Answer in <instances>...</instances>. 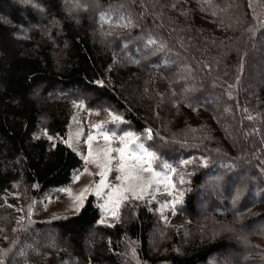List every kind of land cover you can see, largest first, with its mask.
<instances>
[{
	"label": "trees",
	"instance_id": "1",
	"mask_svg": "<svg viewBox=\"0 0 264 264\" xmlns=\"http://www.w3.org/2000/svg\"><path fill=\"white\" fill-rule=\"evenodd\" d=\"M257 51L264 0H0V264H227L234 251L264 264ZM77 103L114 113L101 131L132 133L156 170L174 168L182 223L135 196L106 223L94 194L78 213L34 217L84 167L64 142Z\"/></svg>",
	"mask_w": 264,
	"mask_h": 264
},
{
	"label": "rangeland",
	"instance_id": "2",
	"mask_svg": "<svg viewBox=\"0 0 264 264\" xmlns=\"http://www.w3.org/2000/svg\"><path fill=\"white\" fill-rule=\"evenodd\" d=\"M76 7L80 6L78 4L77 6H72V10H76ZM32 27H36V25ZM23 33L24 38H27L26 32L23 31ZM253 56L255 60L251 65V75L260 83L264 84V52L257 51ZM37 93L41 94V91ZM54 95L59 96L60 93L56 92ZM89 96L91 98L94 97L92 94H89ZM116 118L117 116L114 113L103 115L95 109L86 108L84 103L76 104L75 112L69 123L68 136L64 142L82 157L84 167L76 173L74 181L69 186L45 196L46 211L44 214H35V218H54L78 213L83 208L89 196L94 194L100 198L99 204L102 209L101 220L106 223H113L117 220L120 206L125 200L120 195V192L127 184L122 185L121 180L117 179V177L122 176L121 171L118 170L121 158L120 154L114 150L124 148L125 144L128 145V151L131 155H128V153L125 154L124 162L126 166L134 163L135 156L142 155L145 150H149L138 142L133 135L131 137L124 136L115 140L112 139L111 135L100 130V126L103 123ZM35 137L46 138L51 146H54L60 140L59 137L49 135L43 129L38 130ZM89 137H92V139L90 140ZM133 140L136 141L135 145L132 144ZM109 160H111L110 163H108ZM151 168L152 172L142 173L144 177L143 181L136 182L138 185L137 191L140 188H146V191L142 193V197L151 199L161 198L162 201L159 209L163 217L166 220L178 224L182 223L184 217L176 213L174 206L177 201L180 202L184 199V193L175 185L173 178L174 168L167 164L165 169L156 170L153 161H151ZM101 173H104V175H101ZM155 173L159 175L156 176L154 175ZM102 180L103 183H101ZM149 182H151L150 186H148ZM105 184L107 187L104 186ZM123 195H126L127 198L134 197L130 192H124ZM169 210L170 212L168 214ZM263 227L264 223L254 226L255 229ZM54 236L60 237V235L54 233V235H49L48 240H51ZM95 236V234L88 235L86 238L88 246L91 245V241ZM156 236L157 233L155 230L151 233V243L157 241ZM240 255V251L230 253L226 257V263H236Z\"/></svg>",
	"mask_w": 264,
	"mask_h": 264
},
{
	"label": "snow or ice",
	"instance_id": "3",
	"mask_svg": "<svg viewBox=\"0 0 264 264\" xmlns=\"http://www.w3.org/2000/svg\"><path fill=\"white\" fill-rule=\"evenodd\" d=\"M129 23H130V21H129ZM154 42L155 41H150V43H154ZM149 133H150V130H149ZM132 135H133L132 133L127 134L128 137H131ZM89 139L91 140L92 137H89ZM105 139H107V137H105ZM132 144L135 145L136 141L133 140ZM114 151L118 152L120 154V158H121V163L119 165L118 170L121 171L122 176L117 177V179L121 180L122 185L127 184L126 187H123V190L120 192V195L122 196L123 199H127V196L123 195V193L124 192H130L136 198H142V193L144 191H146V188H140V190L137 191L138 185L136 182H141L144 180L142 173L152 172L151 161L158 159V157H156L155 153L145 150L142 155L134 157V163L128 164L126 166V164L124 162L125 154L128 153V155H131V153L128 151V145L125 144L124 148L115 149ZM106 155H108V154H106ZM110 162H111V160L108 161V163H110ZM108 170H110V169H108ZM101 175H104V173H101ZM154 175L158 176L159 174L155 173ZM129 182H131V183H129ZM101 183H103V180L101 181ZM150 183L151 182H149L148 186H150ZM104 186L107 187L106 184ZM85 191H87V189H85ZM78 199H79V197H78ZM177 203H179V201H177Z\"/></svg>",
	"mask_w": 264,
	"mask_h": 264
}]
</instances>
